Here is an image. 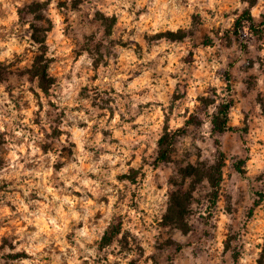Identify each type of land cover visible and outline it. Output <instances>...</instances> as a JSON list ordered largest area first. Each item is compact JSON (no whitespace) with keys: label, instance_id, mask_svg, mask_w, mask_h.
<instances>
[{"label":"rangeland","instance_id":"obj_1","mask_svg":"<svg viewBox=\"0 0 264 264\" xmlns=\"http://www.w3.org/2000/svg\"><path fill=\"white\" fill-rule=\"evenodd\" d=\"M263 22L264 0H0V264H264ZM219 151L218 198L198 183L188 230L167 223Z\"/></svg>","mask_w":264,"mask_h":264},{"label":"trees","instance_id":"obj_2","mask_svg":"<svg viewBox=\"0 0 264 264\" xmlns=\"http://www.w3.org/2000/svg\"><path fill=\"white\" fill-rule=\"evenodd\" d=\"M249 21L251 28L255 30V21L251 15L242 16L236 23V26L242 27V21ZM264 26V22L261 23ZM34 30L36 27H33ZM36 31V30H35ZM237 32V31H236ZM236 34L239 35L237 32ZM173 40H183V35L179 36L176 33H170ZM179 36V37H178ZM32 39L34 43L43 46L46 42L44 37H40L36 32L33 33ZM42 52L36 55L32 68L30 69V75L38 82L39 87L45 93H48L51 86L54 83V78L49 74V58L45 52V48L42 47ZM232 108V103L225 105L223 109H220L213 117L214 131L219 134H223L227 131L233 130L229 125V111ZM182 134H186L185 129H180L176 132L165 131L159 140L158 146V163H164L170 160L173 148L176 144V140ZM226 166V156L223 151L218 152V157L214 163L200 162L198 164H189L182 169V174L185 179L189 178L192 181L190 188H180L174 191L171 195L170 205L168 212L165 215V221L171 225L176 226L179 229L188 230L187 216L190 212L191 202L193 199V188L196 184L201 182H207L209 186L214 190V196L218 198V190L224 180V168ZM241 170V167H238ZM215 202V201H214ZM121 233V227L114 226L111 230L107 231L104 235L103 241L105 244H110L116 235Z\"/></svg>","mask_w":264,"mask_h":264}]
</instances>
